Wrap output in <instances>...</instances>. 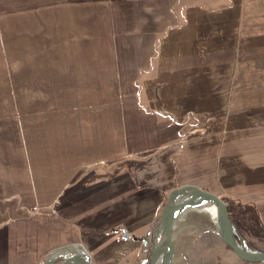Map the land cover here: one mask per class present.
<instances>
[{"label": "crops", "instance_id": "obj_1", "mask_svg": "<svg viewBox=\"0 0 264 264\" xmlns=\"http://www.w3.org/2000/svg\"><path fill=\"white\" fill-rule=\"evenodd\" d=\"M0 11V264L69 245L142 264L181 186L253 204L264 225V0ZM14 84L49 97L14 116Z\"/></svg>", "mask_w": 264, "mask_h": 264}, {"label": "rangeland", "instance_id": "obj_2", "mask_svg": "<svg viewBox=\"0 0 264 264\" xmlns=\"http://www.w3.org/2000/svg\"><path fill=\"white\" fill-rule=\"evenodd\" d=\"M2 14L3 12L0 11V16ZM42 48L45 51H49L46 49H51V45H43ZM9 93V99L12 101L5 107L17 117L21 113L20 110H23V112H33L35 104H40V102L47 100L49 97L48 94L40 89L29 88L28 86L19 87L16 84L12 85ZM232 201L234 202L232 205L236 206L234 210L239 211L238 208H240L242 212L241 216L243 215V218L238 219V231L250 248L264 251V236L259 234L256 226L257 220L263 228L264 225L258 212H256L257 218H254V212L247 207L248 205H254L248 202ZM240 206H243V209ZM33 210L36 212L37 208ZM172 237L175 245L173 264H264L248 263L237 258L222 242L209 214L205 212H198L197 210L184 212L174 223ZM148 258L149 253L142 264H148Z\"/></svg>", "mask_w": 264, "mask_h": 264}, {"label": "water", "instance_id": "obj_3", "mask_svg": "<svg viewBox=\"0 0 264 264\" xmlns=\"http://www.w3.org/2000/svg\"><path fill=\"white\" fill-rule=\"evenodd\" d=\"M212 206L216 212L214 227L222 242L239 258L248 263H264V251L250 248L230 219L227 205L217 195L196 186H181L171 190L162 206L151 234L148 264H173L175 245L172 231L175 221L186 211ZM43 264H91L90 255L77 245L52 250Z\"/></svg>", "mask_w": 264, "mask_h": 264}, {"label": "trees", "instance_id": "obj_4", "mask_svg": "<svg viewBox=\"0 0 264 264\" xmlns=\"http://www.w3.org/2000/svg\"><path fill=\"white\" fill-rule=\"evenodd\" d=\"M224 203H226V205H227V210H228V214H229V217H230V219L234 222V224L237 226V228H238V226H239V222H238V219H240V218H243V215L241 216V211H240V208H238L239 209V211H236V210H234V208L236 207V206H233L232 204L234 203L232 200L231 201H224V200H222ZM239 207V206H238ZM241 207V209H243L242 207L243 206H240ZM248 208H250L253 212H254V218H257L256 217V209H255V207L254 206H252V205H248L247 206ZM256 226H257V228H258V231H259V234L261 235V236H264V228H263V226L261 225V223L257 220V223H256ZM257 231V232H258Z\"/></svg>", "mask_w": 264, "mask_h": 264}, {"label": "bare ground", "instance_id": "obj_5", "mask_svg": "<svg viewBox=\"0 0 264 264\" xmlns=\"http://www.w3.org/2000/svg\"><path fill=\"white\" fill-rule=\"evenodd\" d=\"M198 212H205V213H208L209 216H210V219L212 220L213 224L214 222L216 221V212H215V209L214 207L212 206H208V207H205L203 209H196Z\"/></svg>", "mask_w": 264, "mask_h": 264}]
</instances>
